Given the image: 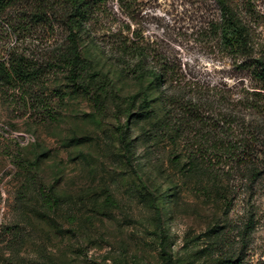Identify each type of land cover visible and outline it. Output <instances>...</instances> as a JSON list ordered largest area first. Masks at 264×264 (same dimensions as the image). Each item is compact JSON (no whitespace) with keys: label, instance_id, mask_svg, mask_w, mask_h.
Returning <instances> with one entry per match:
<instances>
[{"label":"rangeland","instance_id":"1","mask_svg":"<svg viewBox=\"0 0 264 264\" xmlns=\"http://www.w3.org/2000/svg\"><path fill=\"white\" fill-rule=\"evenodd\" d=\"M36 1L0 16V264H264V180L250 201L254 229L243 237L244 181L230 162L212 174L175 161L182 142L159 131L156 91L140 57H128L138 47L188 80L250 87L240 59L209 31L216 0L101 5L78 34L80 82L95 102L72 90L62 61L67 11L57 5L32 19ZM230 5L254 58H264V0ZM230 188L227 212L220 194Z\"/></svg>","mask_w":264,"mask_h":264},{"label":"trees","instance_id":"2","mask_svg":"<svg viewBox=\"0 0 264 264\" xmlns=\"http://www.w3.org/2000/svg\"><path fill=\"white\" fill-rule=\"evenodd\" d=\"M21 1L0 0V16ZM106 1L37 0V8L32 15V19H40L57 5L67 11L65 21L69 30V48L62 61L66 63L69 79L74 84L72 90L90 102H95L96 98L92 90L80 82L84 66L78 34L82 25ZM216 3L219 20L211 24L209 31L227 56L240 59V68L249 72L250 87L236 84L227 88L188 80L180 68L175 69L161 59L152 56L148 62V54L138 52V47L132 48L136 54H129L128 57H140L138 64L141 65L143 77L149 78V85L156 91L163 112L159 131L164 136L168 135L172 145H176V141L182 142L183 155H175V161L184 159L191 171L200 169L207 172L213 171L216 163L230 162L239 179L244 181L246 188L243 194L248 199L246 203L242 202L246 206L239 225L243 237H247L256 222V212L250 201L257 189L255 185L264 180V58H254V44L249 30L233 11L230 5L232 0H216ZM15 67L13 70L17 71L20 66ZM2 71L8 76L4 67ZM228 176L229 172L217 175ZM235 198L236 193L231 188L222 192V208L231 211ZM225 263L232 262L225 260Z\"/></svg>","mask_w":264,"mask_h":264}]
</instances>
